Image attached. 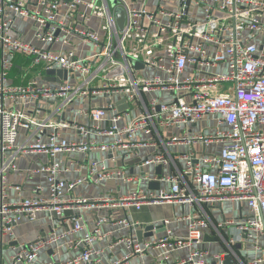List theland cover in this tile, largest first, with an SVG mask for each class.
<instances>
[{
  "label": "built area",
  "instance_id": "2783aa9c",
  "mask_svg": "<svg viewBox=\"0 0 264 264\" xmlns=\"http://www.w3.org/2000/svg\"><path fill=\"white\" fill-rule=\"evenodd\" d=\"M156 1V7L149 9L144 5L135 7L133 0H114V3L111 0H0V264H6L1 259L3 238L12 237L17 224L34 221L39 212L59 219L75 205L139 209L143 204L162 203L187 208L181 216L187 224L186 235L175 236L166 227L168 220L163 219L161 225L165 231L156 238L138 241L130 234L114 239L110 248L121 243L128 252L111 264L124 263L131 256L139 258L135 264H152L144 259L149 251H156L162 264H170L173 253L182 249L186 255L171 264H223L226 254L221 252L212 255V262L207 261L209 251L203 246V230L222 225L213 223L207 209L226 202L247 208L248 216L236 224L239 238L253 241L255 251L261 252L260 256L246 261L233 258L232 264H264V247L258 244L264 234V50L253 40L255 34L264 30V0H191L187 12L191 5L202 8L200 21L187 18L186 0H171L176 3V9L164 7L162 0ZM118 7L125 14L122 31L118 30L115 19ZM19 17L33 23L34 37L43 43L59 42L61 34H75L97 50L88 55L79 54L73 46L52 51L13 37V23ZM16 54L30 58L32 64L41 65L43 70H64L67 78L54 85L39 84L35 77L25 84H6ZM133 62L143 67L135 68ZM220 65L224 70L219 72L216 68ZM144 68L155 72L146 78L136 76ZM153 90L174 99L165 103L158 102L153 95L146 97ZM115 94L127 102L125 111L118 112L113 103L105 108L80 111L85 123L30 116L23 101L52 99L58 108L64 109L81 95L110 98ZM144 98L149 99L145 102ZM135 105L143 107L142 114L119 123L118 119L128 115ZM204 118L213 124L191 131L190 126ZM70 127L81 137L58 139V128ZM171 127L183 131L171 135L167 144L186 145L190 150L184 155L183 168L151 179L164 181L167 187L94 199L66 194L82 182L114 179L128 182L133 176L123 168H108L91 160L87 174L66 182L57 176L61 166L54 160L55 155L137 147L141 145L134 142L138 133L158 135L159 130ZM20 128L37 131L49 128L51 133L46 141L37 139L17 145ZM207 128L211 131H205ZM212 143L220 144L219 151L201 157L191 151L197 144ZM19 152L48 154L49 163L34 170L47 174L46 194L42 186L35 185L31 195L8 199L6 173L14 168V158ZM159 159L148 158L145 164L157 163ZM143 179L147 180L148 176L144 175ZM15 189L19 194V187ZM106 221V216H99L92 228H88L79 215L72 214L71 224L61 235L17 243L8 264H37L39 252L52 243L57 244L61 238L66 239L67 248H80V252L64 262L40 264H93L96 261L93 255L103 251L95 250L94 243L105 236L100 227ZM115 224L119 229L140 226L126 217ZM75 234H80L76 240L72 238ZM55 254L53 249L50 256L53 258Z\"/></svg>",
  "mask_w": 264,
  "mask_h": 264
},
{
  "label": "crops",
  "instance_id": "0c3cea01",
  "mask_svg": "<svg viewBox=\"0 0 264 264\" xmlns=\"http://www.w3.org/2000/svg\"><path fill=\"white\" fill-rule=\"evenodd\" d=\"M161 4L166 8L176 9L177 5L171 0H162ZM132 5L135 7L145 6L149 9H154L157 5L156 0H133ZM202 8L197 5H191L187 12V18L190 20H201ZM264 23V15L262 18ZM35 26L28 18H16L13 23V30L11 35L13 37H20L24 41L31 43L37 47H44L52 51H60L71 46L82 55L93 54L97 48L91 44L84 42L75 34H61L59 42L50 44L43 43L34 37ZM61 39H68V42H62ZM253 40L257 43L260 50H264V30L254 35ZM1 58V49H0ZM222 66V65H220ZM218 66V67H220ZM154 70L144 68L141 72H137L138 77H150L154 74ZM35 77L39 84L54 85L59 82L45 80V70L41 65H34L31 59L20 54H16L13 58V65L9 70L6 84L19 85L31 81ZM54 78V77H53ZM61 80V79H60ZM149 95L157 97L158 102L169 103L174 98L172 96L166 97L160 90H153ZM122 99L121 96L115 94L110 98L103 95L88 96L81 95L77 97L71 104L64 109L58 108L59 105L52 99H39L36 103H31V100L23 99L24 109L28 115L35 117L47 116L52 120H66L78 123H85V117L79 114L80 111H86L90 108H105L109 103H113L116 107V102ZM149 98H144L148 101ZM117 109V107H116ZM127 109V108H126ZM124 109L123 111H125ZM143 107L135 105L128 110V115H124L118 119L120 122H125L135 116L141 115ZM118 111V110H117ZM119 112V111H118ZM113 113V112H112ZM110 113L109 115H112ZM117 115V114H116ZM205 118L196 124L190 126L191 131L203 130L205 126ZM102 126L105 122L101 123ZM183 131L182 128L171 127L168 129L159 130L158 135L138 133L134 138V142H140L141 145L137 147L114 148L111 151L91 150L85 152L60 153L55 155L54 160L59 163L61 170L58 173V178L66 182H72L74 179L87 174L88 165L91 160H95L104 164L108 168H123L133 178L128 182L119 180H106L100 183H93L91 181L79 183L72 191L66 194H71L75 197L94 199L104 195L121 196L133 192L135 190L156 191L149 188L148 182L157 176H162L174 169H181L185 166L186 160L184 155L190 149L182 144H167V140L171 135H178ZM205 131L210 132L207 128ZM51 129L47 128L42 131L35 129L20 128L17 137V145L23 142H34L37 139L46 141L49 138ZM58 139H79L81 135L73 128H58ZM100 141L109 142L110 138H99ZM132 142V143H134ZM147 142L146 145L143 143ZM220 149L219 143H212L207 146L197 144L194 149L196 157H201L204 154L217 152ZM159 157V161L153 164H145L148 158ZM50 161L48 154L43 152H19L14 158V168L9 169L6 173L7 183L9 184L8 199L17 200L19 197H27L31 195V190L35 185L43 187V193H47V174L45 172H34V170L45 166ZM159 167V168H158ZM157 170L160 175L157 174ZM144 175L148 176L144 180ZM156 181V180H155ZM161 187H167L168 184L164 181L160 182ZM15 187H19V194ZM187 212V208L179 204L162 203V204H143L140 208L128 206L126 208L115 207H94L75 205L71 212H67L64 218H53L46 212H39L34 221H23L17 224L14 228L12 237L3 238V246L1 251V259L3 263L8 264L10 256L16 249L17 243H28L36 240L39 237L48 238L50 236L61 235L71 224L70 217L72 214L79 215L83 223L92 228L95 220L99 216H106L107 221L101 225V231L105 236L94 243V248L103 249L98 255H93L95 262L93 264H111L116 260L122 258L127 254L128 250L124 244L114 245L112 248L109 244L120 236L133 235L136 238L135 231L147 225L156 227L152 236L146 238H156L165 231L161 225L163 219L168 220L167 228L170 229L175 236L183 237L186 235V221L181 218L183 212ZM209 217L213 223H222L218 229L207 228L203 230L204 248L209 251L207 261L212 262V255L216 252L227 254L230 252V257L234 260L246 261L260 256L261 252L255 251L253 241L240 239L236 224L241 222L248 216L247 208L238 203L226 202L222 206L210 207L207 209ZM126 217L130 221L138 222L139 228L119 229L115 224L120 218ZM232 220L231 223L227 221ZM80 234L72 236L73 239H78ZM230 239H234V243H230ZM66 239L61 238L56 243L50 244L44 250L39 252V259L37 264L44 262L61 261L64 262L71 256L80 252V248H67L65 246ZM240 244L239 248L236 246ZM258 244L261 248L264 247V234L260 236ZM59 245V248H56ZM56 251L53 258L50 256L52 251ZM156 251H149L144 259L151 261L152 264H162L155 255ZM186 255V250L175 251L170 259V264L177 258ZM139 258L131 256L126 262L121 264H135ZM233 260V261H234Z\"/></svg>",
  "mask_w": 264,
  "mask_h": 264
},
{
  "label": "water",
  "instance_id": "95a60500",
  "mask_svg": "<svg viewBox=\"0 0 264 264\" xmlns=\"http://www.w3.org/2000/svg\"><path fill=\"white\" fill-rule=\"evenodd\" d=\"M190 1L191 0H186V2H185V6H184L185 12H187V10L189 8ZM111 2L114 3V0H111ZM115 19L117 21L118 30L122 31L124 21H125V14H124V10L122 8L118 7L115 9ZM133 65L135 66V68H142L143 67L142 64H140L138 62H133ZM66 78H67V74H66V71H64V70L52 69V68L45 70V80L54 81L56 79L57 82H61L60 79H66ZM116 107H117V110L119 112H121L127 108V102L125 101L124 98H122L118 102H116ZM156 173L160 175L158 170ZM148 185H149V188L152 190H158L161 186L159 181H149ZM239 205L241 207V204H239ZM154 230H156V227L153 225H147L143 228L136 230L135 234H136L137 240L141 241L143 238H146L148 236H152L154 233ZM239 247H240V244H238L236 246V248H239ZM232 263H233V260L230 257V254H226L224 257L223 264H232Z\"/></svg>",
  "mask_w": 264,
  "mask_h": 264
},
{
  "label": "rangeland",
  "instance_id": "374dc122",
  "mask_svg": "<svg viewBox=\"0 0 264 264\" xmlns=\"http://www.w3.org/2000/svg\"><path fill=\"white\" fill-rule=\"evenodd\" d=\"M216 70H218L219 72L220 71H223L224 70V67L223 66H220V67L216 68ZM205 119H206L205 120V125L206 126H209V125H212L213 124V122L209 118H205Z\"/></svg>",
  "mask_w": 264,
  "mask_h": 264
}]
</instances>
